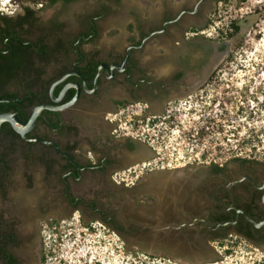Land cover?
I'll return each instance as SVG.
<instances>
[{"label":"flooded vegetation","instance_id":"1","mask_svg":"<svg viewBox=\"0 0 264 264\" xmlns=\"http://www.w3.org/2000/svg\"><path fill=\"white\" fill-rule=\"evenodd\" d=\"M92 1L94 9L84 10L75 28L70 29L60 19L41 20L29 7L9 14L0 12V104L7 101L17 107V112L3 113H19L26 123L34 107L65 105L74 98L76 89L67 88L59 98L62 90L70 84L79 88L72 106L40 111L33 129L26 133L36 141L27 142L18 136L15 144L23 146L26 154L29 148L37 147L39 158L45 161L39 165L42 171L61 186L59 198L80 210L78 214L27 213L20 199L8 203L3 191L0 264H102L97 250L104 242L108 245L111 240L110 247L117 248L118 236L139 235L138 228L125 227L115 213L99 207L112 203L117 188L137 189L143 171H149L143 164L142 171L128 170L124 177L123 167L136 160L142 163L139 152L150 135L135 139L126 133L118 140L120 134L113 129L118 126L116 121L126 117L124 111L130 103L141 101L146 109L161 111L176 105L178 96L212 86L219 73H226L217 68L220 63L213 67L212 60L220 54L228 57V42L205 40L202 32L217 0H177L175 5L164 2L159 14L144 20L136 12L126 11L125 16L132 17L133 22L123 49H105L97 43L102 18L118 12L115 8L122 0ZM66 74L69 76L53 91L59 101L53 102L50 88ZM14 87L18 90H12ZM7 94L14 98H1ZM117 109L123 115L116 121L110 119L108 112ZM6 130L12 129L8 125ZM205 131L200 132L201 140L207 135ZM202 164L206 165L201 167L205 175L180 182L178 197L170 198L168 214L172 219L167 221L160 215L155 222L145 221L143 230L153 240L146 246L162 250L166 243L155 237L170 235L175 237L177 253L178 238L188 236L207 244L236 237L264 249V166L245 159L222 164L204 160ZM26 177L31 184L32 176L27 173ZM7 183L2 181L1 185ZM79 185L82 190L76 193L73 188ZM144 200L141 207L150 215L154 207L149 198ZM252 222L261 225L256 227ZM79 226L83 228L78 230ZM101 234H106L107 242ZM68 245L72 255L84 251L85 257L63 260L62 252ZM203 258L199 260H207Z\"/></svg>","mask_w":264,"mask_h":264},{"label":"rangeland","instance_id":"2","mask_svg":"<svg viewBox=\"0 0 264 264\" xmlns=\"http://www.w3.org/2000/svg\"><path fill=\"white\" fill-rule=\"evenodd\" d=\"M2 1L0 12L4 14L29 7L41 20L60 19L68 23L69 29L75 28L84 10L94 9L92 0H77L71 4H51L50 0H14L7 6H2ZM176 1L122 0L115 8L118 12L102 18L98 45L105 49H123L129 36L128 26L133 22V18L125 16V13L136 12L144 20L159 14L162 3L175 5ZM232 23L239 26L237 33L233 32ZM202 32L205 40L229 44L228 57L224 58V54L217 67L226 73H219L214 85L178 96L176 105L161 111L146 109L143 102L138 101L130 103L124 111L126 117L120 121L116 120L123 115L121 109L108 112L109 118L117 122L118 126L113 129L120 134L118 140H122L126 133L135 139H141V134L150 135L139 152L142 163L136 160L123 167L124 177L128 170L142 171L143 164L149 171H143L137 189L117 188L112 193L114 199L111 204L99 205L104 211L115 213L120 224L128 228L134 226L140 233L118 236L117 248L114 245L111 248V240L107 242L106 234L104 237L101 234L108 243L104 242L97 250L102 264H264V249L236 237L209 244L194 236L178 238V253L175 237L170 235L155 237L166 243L162 250L146 246L153 240L143 230L145 221L155 222L160 215L167 221L172 219L168 214L170 198L178 197L179 193L178 188H172L170 183L177 182L176 174L178 183L199 180L205 175V169L201 168L206 166L202 164L204 160L222 164L245 159L264 166V0H217L208 27ZM12 90L18 89L14 87ZM148 119L156 120V123L150 124ZM202 131L207 135L201 140ZM9 143V138L0 137V154L5 155L10 169L7 173L0 171V197L6 191L8 203L20 199L27 213H80L59 198L61 186L48 180L42 171L39 165L45 161L39 158L40 151L36 146L29 148L26 154L23 146L15 144L9 149ZM199 157L200 162L197 161ZM27 173L32 176L31 184L26 182ZM2 181L8 183L1 185ZM79 189L82 190L80 185L73 188L76 193ZM144 198H149L150 206L154 207L150 215L141 207L146 202ZM3 203L0 200V207ZM162 211L165 214H158ZM81 228L83 226L77 227L78 230ZM70 229L64 232L66 238ZM68 247L70 245L64 249L66 252H62L63 260L85 257L84 251L72 255L73 249ZM82 249L80 246L79 250ZM201 257L207 260H199Z\"/></svg>","mask_w":264,"mask_h":264},{"label":"water","instance_id":"3","mask_svg":"<svg viewBox=\"0 0 264 264\" xmlns=\"http://www.w3.org/2000/svg\"><path fill=\"white\" fill-rule=\"evenodd\" d=\"M224 59V58H223ZM106 71V67H103ZM69 76V74H66L65 76H63L61 79H59L58 81H56L55 83L52 84L51 88H50V97L52 99L53 102H58L59 101V98L62 97L64 91L73 86L75 87L76 89V95L74 96V98L69 102V103H66L65 105H62V106H59V107H54V106H51V105H38L36 107L33 108L32 110V113H31V116L30 118L28 119V121L26 123H24L15 113H2L0 114V129H1V125L6 123L8 124L11 129L24 141H27V142H32V141H36L37 139L35 138H32V139H29L26 137V133H28L29 131H31L34 127V124H35V121H36V118L38 117L40 111L42 110H50V111H59V110H64L70 106H72L77 98H78V94H79V88L78 86H75V85H68L66 86L62 92L60 93L59 95V98H54L53 96V91L55 89V87L60 84L63 80H65L67 77ZM84 90L85 91H88L87 88L85 87L84 85ZM38 141H41V140H38ZM44 142V141H42ZM176 179H177V184L176 183H170L173 187L172 188H178L179 186V183H178V175L176 174ZM256 227H259L261 224H257L255 222H252ZM197 252H199L198 250H196ZM191 252L193 253V251L191 250ZM194 253H196L194 251Z\"/></svg>","mask_w":264,"mask_h":264},{"label":"trees","instance_id":"4","mask_svg":"<svg viewBox=\"0 0 264 264\" xmlns=\"http://www.w3.org/2000/svg\"><path fill=\"white\" fill-rule=\"evenodd\" d=\"M74 1H77V0H50V3H56V2H62L63 4H68V3H71V2H74ZM112 1H115L116 3L117 2H120L121 0H112ZM231 27H232V30L234 33H237L238 30H239V26L236 24V23H232L231 24ZM132 28V26H129V30ZM25 78H22L21 80L24 81ZM28 89H30L31 87V84L28 85ZM1 98H4V99H11V98H14V95L13 94H7L5 96H2ZM13 110L14 112H17V107H15L14 104H10L9 102L5 101L4 103L0 104V113H3V112H8V111H11ZM17 116L24 122L25 119L20 116L19 113H16ZM8 125L6 123L2 124L1 125V129H0V134H2V137H6L8 138V135H10L11 137H9L10 139V143H9V149L10 148H13L14 145H15V140L16 138L18 139V135L15 134L12 130H9L7 131L6 130V127ZM5 155L4 154H0V171L2 173H7L9 171V168L6 164V161H5ZM43 160V158H41V161ZM45 163V162H43Z\"/></svg>","mask_w":264,"mask_h":264},{"label":"bare ground","instance_id":"5","mask_svg":"<svg viewBox=\"0 0 264 264\" xmlns=\"http://www.w3.org/2000/svg\"><path fill=\"white\" fill-rule=\"evenodd\" d=\"M214 56V55H213ZM224 57V54H220V55H215L213 57V60H212V66L214 67L215 65H217L218 63H220L222 61ZM169 183V182H168ZM162 186V184H161ZM87 256V255H86Z\"/></svg>","mask_w":264,"mask_h":264},{"label":"clouds","instance_id":"6","mask_svg":"<svg viewBox=\"0 0 264 264\" xmlns=\"http://www.w3.org/2000/svg\"><path fill=\"white\" fill-rule=\"evenodd\" d=\"M11 2H14V0H7V3H3V6L9 5Z\"/></svg>","mask_w":264,"mask_h":264},{"label":"snow or ice","instance_id":"7","mask_svg":"<svg viewBox=\"0 0 264 264\" xmlns=\"http://www.w3.org/2000/svg\"><path fill=\"white\" fill-rule=\"evenodd\" d=\"M5 3H7V0H4Z\"/></svg>","mask_w":264,"mask_h":264}]
</instances>
